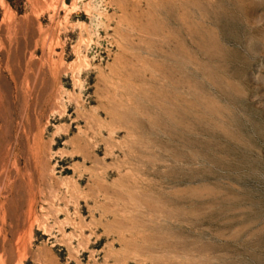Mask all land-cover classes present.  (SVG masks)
<instances>
[{
    "label": "rangeland",
    "instance_id": "rangeland-1",
    "mask_svg": "<svg viewBox=\"0 0 264 264\" xmlns=\"http://www.w3.org/2000/svg\"><path fill=\"white\" fill-rule=\"evenodd\" d=\"M0 264H264V0H0Z\"/></svg>",
    "mask_w": 264,
    "mask_h": 264
}]
</instances>
